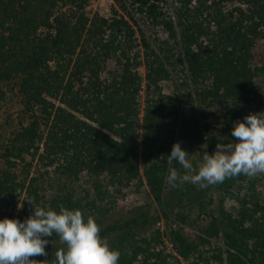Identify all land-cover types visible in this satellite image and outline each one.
<instances>
[{
    "label": "trees",
    "instance_id": "obj_1",
    "mask_svg": "<svg viewBox=\"0 0 264 264\" xmlns=\"http://www.w3.org/2000/svg\"><path fill=\"white\" fill-rule=\"evenodd\" d=\"M93 1L0 0V218L80 209L118 264H264V187L165 181L175 142L195 166L262 107L264 0H116L109 17ZM47 239L35 264H56Z\"/></svg>",
    "mask_w": 264,
    "mask_h": 264
},
{
    "label": "clouds",
    "instance_id": "obj_2",
    "mask_svg": "<svg viewBox=\"0 0 264 264\" xmlns=\"http://www.w3.org/2000/svg\"><path fill=\"white\" fill-rule=\"evenodd\" d=\"M231 136V143L217 144L195 166L175 142L168 163L175 161L183 173L169 168L166 183L172 188L189 183L204 189L229 177L264 174V110L235 121ZM100 231L95 218L85 217L80 209L33 207L23 220L0 218V264H35L30 257L46 256L47 237L53 234L62 245L56 264H118L121 253L103 241Z\"/></svg>",
    "mask_w": 264,
    "mask_h": 264
},
{
    "label": "rangeland",
    "instance_id": "obj_3",
    "mask_svg": "<svg viewBox=\"0 0 264 264\" xmlns=\"http://www.w3.org/2000/svg\"><path fill=\"white\" fill-rule=\"evenodd\" d=\"M116 8L117 10H119L122 14H124L123 11L120 10L119 6L117 5L116 3V0H95L93 1L90 6L87 8V12L90 16H93L94 14H100L104 17H109L111 15V12H112V9ZM139 24L141 26H143L142 22L139 20ZM144 27V26H143ZM256 55L258 56V58L264 60V45L263 44H259L258 48L256 49ZM140 72L142 74H144V68H140ZM164 90L166 93H173L174 92V85L173 83L169 82V83H165L164 84ZM260 93L262 95V102H263V105L260 109H257L256 107L252 108L251 111H247L245 115L249 114V113H255V112H260L262 110H264V85L261 86L260 88ZM16 101V98L14 99H10L8 101V104H7V108L13 106L14 107V102ZM6 108V109H7ZM9 115H11V117H16V114H15V111H14V108H11L9 109ZM7 115L1 113L0 114V133L3 132V125L5 124V117ZM243 116V117H244ZM243 119V118H242ZM241 119V120H242ZM264 178V174H258V175H255V176H247L246 177V181H249V180H253L255 181L254 183L257 185L258 188H263L264 187V181L262 182L261 179ZM245 182V181H244ZM219 200L220 197L217 196V193L216 191L212 190V193L208 194L207 195V198L206 200ZM152 200L150 198V196L147 194V192H143L142 194L140 195H134V196H129L125 201L124 203H121L120 205V208L118 209V211H116L110 221H115V220H120V219H125L128 217V208H130V206L133 204H143L145 201H150Z\"/></svg>",
    "mask_w": 264,
    "mask_h": 264
}]
</instances>
